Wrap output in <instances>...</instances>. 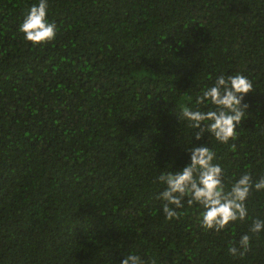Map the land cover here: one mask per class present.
<instances>
[{
	"label": "trees",
	"instance_id": "obj_1",
	"mask_svg": "<svg viewBox=\"0 0 264 264\" xmlns=\"http://www.w3.org/2000/svg\"><path fill=\"white\" fill-rule=\"evenodd\" d=\"M38 3L0 0V264H264V190L217 233L186 200L166 220L154 183L200 146L226 190L264 178V0H48L56 36L33 45L18 29ZM237 73L253 91L236 139L195 140L182 109Z\"/></svg>",
	"mask_w": 264,
	"mask_h": 264
},
{
	"label": "clouds",
	"instance_id": "obj_2",
	"mask_svg": "<svg viewBox=\"0 0 264 264\" xmlns=\"http://www.w3.org/2000/svg\"><path fill=\"white\" fill-rule=\"evenodd\" d=\"M48 0H39L31 6L19 25V32L26 42L41 45L51 42L56 36V25L47 20ZM253 91L252 82L242 74L221 75L215 83L202 91L196 98L197 105L212 107L208 111L191 110L184 107L181 117L189 122L188 127L198 129L194 138L200 141L207 133L221 144L236 139V129L247 114L248 105L243 103L247 94ZM235 148V145H232ZM190 163L178 172H162L154 183L165 185L157 199L163 202L162 211L166 220L179 219L186 200L189 207L199 205L203 211L200 226L205 230H224L229 223L244 221L247 217L246 200L253 190H264V178L255 183L250 174H243L226 190L223 169L213 163L216 153L206 146L188 148ZM259 235L264 231V220L256 219L249 230ZM251 236L240 237L229 246L232 256L243 257L250 250ZM121 264H145L140 256L128 254ZM148 264H155L151 260Z\"/></svg>",
	"mask_w": 264,
	"mask_h": 264
}]
</instances>
